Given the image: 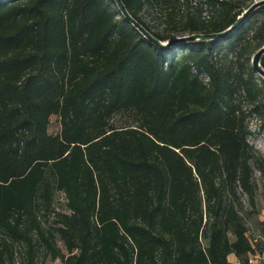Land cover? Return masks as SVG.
<instances>
[{"label":"trees","instance_id":"1","mask_svg":"<svg viewBox=\"0 0 264 264\" xmlns=\"http://www.w3.org/2000/svg\"><path fill=\"white\" fill-rule=\"evenodd\" d=\"M245 1L121 0L162 42L224 31ZM263 45L264 4L223 37L164 47L115 0H0V264L15 249L25 264L40 249L64 264H249L264 251V219L252 242L239 212L240 194L255 207L247 118L264 96L249 63ZM119 112L136 124L116 126Z\"/></svg>","mask_w":264,"mask_h":264},{"label":"rangeland","instance_id":"2","mask_svg":"<svg viewBox=\"0 0 264 264\" xmlns=\"http://www.w3.org/2000/svg\"><path fill=\"white\" fill-rule=\"evenodd\" d=\"M255 1L256 0H246L244 2V6H242L243 10L245 6H250ZM202 14H204V12ZM142 18L147 24L151 25L154 30H157L160 33L168 32L166 30L169 27L165 23V17L161 11H155L152 7L146 5L144 6L142 11ZM173 34L175 35L174 37H179L187 35L188 32L177 31ZM249 64L252 67L251 60ZM254 76L256 78L255 81L257 83V86L260 88L258 93V99H261L264 96V89L260 86L261 76L256 71L254 73ZM239 98L241 100H244L242 99V97ZM241 102L242 107L244 109L249 108V106H247L244 101ZM259 119L264 120V109L262 110L261 115L252 113L247 118L249 130V134L247 135V141L255 150L254 158L252 160L253 173L251 179L255 188V207L254 209H252L248 204L246 195L240 194L242 207L239 209V212L242 215L244 222L247 226V236L252 242L254 241V239H259V235L261 233L260 221L264 219V130L259 127ZM112 122L116 126L136 124L132 121V117L129 115L128 112L116 113L112 117ZM59 127V118L56 115H51L48 124V132L54 135L59 131ZM63 209L64 200L62 194L60 192H55L52 200V208L51 210L47 211L46 214H44V220L46 219L48 222H50V213H52V210L58 211ZM56 244L60 248V251L64 257L69 254L74 257L77 256V250L68 253L60 240H56ZM11 264H25V256L19 249H15ZM32 264H64V262L63 259L60 257L52 258L50 255L44 256L42 249H40L36 251Z\"/></svg>","mask_w":264,"mask_h":264},{"label":"water","instance_id":"3","mask_svg":"<svg viewBox=\"0 0 264 264\" xmlns=\"http://www.w3.org/2000/svg\"><path fill=\"white\" fill-rule=\"evenodd\" d=\"M116 4L120 8L121 12L125 16V18L132 23L133 26H135L146 38H148L150 41H152L155 44L161 45V46H167L171 41L176 40H195V39H215L223 37L228 32L235 29L255 8L258 6L264 4V0H256L253 2L250 6H248L246 9H244L240 15L236 17V20L234 23L229 26L226 30L220 31V32H212V33H191L179 37H174L171 40H167L165 42H162L155 38L153 35H151L139 22H137L134 18H132L128 12L126 11L124 5L122 4L121 0H115ZM264 52V45L261 46L253 55L251 59V65L253 70H255L263 79H264V69L260 65V56Z\"/></svg>","mask_w":264,"mask_h":264},{"label":"crops","instance_id":"4","mask_svg":"<svg viewBox=\"0 0 264 264\" xmlns=\"http://www.w3.org/2000/svg\"><path fill=\"white\" fill-rule=\"evenodd\" d=\"M228 264H241L238 257L234 253L227 255ZM251 264H264V251L261 253L259 258H256Z\"/></svg>","mask_w":264,"mask_h":264},{"label":"built area","instance_id":"5","mask_svg":"<svg viewBox=\"0 0 264 264\" xmlns=\"http://www.w3.org/2000/svg\"><path fill=\"white\" fill-rule=\"evenodd\" d=\"M260 256H261V254H259V253L249 254V255H248V263H249V264L253 263L254 260H255L256 258H259Z\"/></svg>","mask_w":264,"mask_h":264}]
</instances>
